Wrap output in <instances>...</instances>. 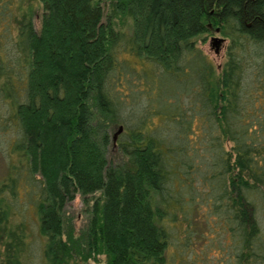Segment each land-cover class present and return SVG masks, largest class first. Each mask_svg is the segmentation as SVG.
<instances>
[{
  "label": "trees",
  "instance_id": "1",
  "mask_svg": "<svg viewBox=\"0 0 264 264\" xmlns=\"http://www.w3.org/2000/svg\"><path fill=\"white\" fill-rule=\"evenodd\" d=\"M103 1L0 0V264H264V0Z\"/></svg>",
  "mask_w": 264,
  "mask_h": 264
},
{
  "label": "rangeland",
  "instance_id": "2",
  "mask_svg": "<svg viewBox=\"0 0 264 264\" xmlns=\"http://www.w3.org/2000/svg\"><path fill=\"white\" fill-rule=\"evenodd\" d=\"M102 4H103V10L105 13L107 12V9H108L107 2L102 0ZM40 15H41L40 8L38 7V12L34 16V26L36 29H38L40 25ZM120 26L121 24L118 23L117 27H120ZM213 35L222 36L219 32L217 33L212 30L211 32H206L198 36L197 44L204 51H206L209 54V56L212 58L215 64V67H216V75H218L221 69V65L225 58L224 48L228 40L224 39L219 44L218 49L215 50V47L212 44V39H211ZM110 133H111V138L108 144L107 157L108 159H111L113 162H117L120 160L121 154L119 150L117 149L116 142H115V136H116L115 129H112ZM3 169H4V161L0 158V173L3 171ZM84 209H85L84 203L81 200V196L79 194H76L71 200L67 201L63 206L64 214L71 218L73 226L75 227L76 230L86 222L87 214H86V211H84ZM26 210L28 212L26 214V217L30 221L29 223L30 227L36 231L37 229V225L35 223L36 215L31 207ZM17 220H18V216L12 215L11 221H17ZM196 229H198V226ZM98 258L99 259L97 261L89 259L87 262L80 263V264H105L104 256L102 254H100Z\"/></svg>",
  "mask_w": 264,
  "mask_h": 264
},
{
  "label": "water",
  "instance_id": "3",
  "mask_svg": "<svg viewBox=\"0 0 264 264\" xmlns=\"http://www.w3.org/2000/svg\"><path fill=\"white\" fill-rule=\"evenodd\" d=\"M211 39H212V44H213L214 47H215V50H217L219 44L224 40V37H223V36L213 35V36L211 37Z\"/></svg>",
  "mask_w": 264,
  "mask_h": 264
},
{
  "label": "flooded vegetation",
  "instance_id": "4",
  "mask_svg": "<svg viewBox=\"0 0 264 264\" xmlns=\"http://www.w3.org/2000/svg\"><path fill=\"white\" fill-rule=\"evenodd\" d=\"M224 39H226V38L224 37Z\"/></svg>",
  "mask_w": 264,
  "mask_h": 264
}]
</instances>
